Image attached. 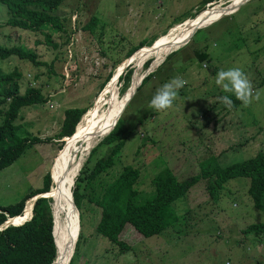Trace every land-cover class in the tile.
Returning a JSON list of instances; mask_svg holds the SVG:
<instances>
[{
  "label": "rangeland",
  "instance_id": "obj_1",
  "mask_svg": "<svg viewBox=\"0 0 264 264\" xmlns=\"http://www.w3.org/2000/svg\"><path fill=\"white\" fill-rule=\"evenodd\" d=\"M229 1L217 0L204 11H211L219 3L223 7L234 4ZM200 3L201 0H64L53 14L62 27L44 29L42 33L6 26L7 9L0 5V46L34 52L42 63L32 67L12 57L0 60V73L15 69L21 75L20 93L35 88L47 98L45 103L20 109L15 121L21 127L20 134L44 142L30 146L0 172V207L16 203L40 187L46 173L50 174L51 182L54 165L62 154L67 159L81 156L84 149L76 152L79 141L75 139L83 117L86 121V115L104 111L113 98H123L131 92L133 78L135 81L136 77H142L150 67L154 70L166 55L147 60L151 64L144 68L147 61L137 67L133 57L148 48H141L125 59L129 50L143 42L150 45L164 38L170 29L181 25L179 21L195 14ZM202 12L188 22H195ZM224 14L215 21L209 16L206 27L199 28L189 43L174 51L156 74L133 93L120 114L124 145L109 172L117 176L125 166L139 172L134 186L138 192L136 205L153 196L151 180L163 169L171 170L182 181L199 174L200 165L209 158L216 159L224 168L259 151L264 153V0H250L236 13L225 17ZM93 18L97 20L95 27L85 28ZM126 60L134 73L128 88L120 95L121 85L115 84V74ZM229 68H240L252 85L253 96H259L246 107L240 104L236 110L218 99L229 94L214 84L215 78L204 82L211 73L216 75ZM109 76L102 95L100 86ZM175 78L186 83L178 90L173 105L163 111L151 109L149 101L156 91ZM70 109L89 111L73 136L65 138V144L61 145L63 139L55 140V134L64 112ZM116 119L117 115L115 122ZM109 149L100 146L89 165L103 158ZM81 166H74L65 179L71 178L67 183L69 197V186ZM210 183L200 180L185 197L171 204L176 222L162 234L141 238L127 226L124 241L130 248L122 254L117 253L115 245L97 236L94 229L100 210L84 203L78 228L80 241L71 264H264V235L244 232L250 225L264 223V215L253 207L248 196L249 180L228 181L218 190L217 201L209 197ZM29 207L27 203L25 219L31 215ZM77 213L73 208L66 210L64 216L68 220L69 238L74 236L72 251L79 232ZM71 214L73 217H69ZM58 246L55 231L56 250ZM57 256L59 260L60 254Z\"/></svg>",
  "mask_w": 264,
  "mask_h": 264
},
{
  "label": "trees",
  "instance_id": "obj_2",
  "mask_svg": "<svg viewBox=\"0 0 264 264\" xmlns=\"http://www.w3.org/2000/svg\"><path fill=\"white\" fill-rule=\"evenodd\" d=\"M63 1L0 0V5L7 9L6 26L25 32L42 33L44 29H60L62 27L59 18L53 14ZM216 1L201 0L197 12L195 14L190 13L181 21L179 19V24L186 20L194 19L204 11L207 5ZM96 23L97 20L93 18L91 23L87 24L85 28L91 30ZM48 37L47 35L46 39ZM150 45H146L145 42L139 44L129 50L125 59L140 51L141 48L149 47ZM174 53L169 54L161 66ZM12 57L28 62L32 67L42 65L37 60L34 52L16 46L9 48L0 46V60H7ZM148 64L147 61L144 64V68L148 67ZM159 69L160 66L148 74L140 82L141 84L136 92ZM132 74L133 70L127 69L116 82L117 85H121L120 95L128 88ZM20 78V73L15 69L7 74L0 73V115H3V118L0 119V172L12 165L30 146L44 142L35 136L20 134L21 127L15 124L20 109L47 101V98L35 88H27L23 93H20L18 86ZM110 78L109 76L102 83L100 92ZM229 98L232 99L231 108L236 110L241 104L240 101L231 95H229ZM86 112L87 109L66 110L60 128L55 134V140L71 138L76 125ZM119 117L111 132L89 152L86 162L82 164V168L77 173L78 175L76 174V178L74 177L75 179L71 182L69 189L70 193H72L73 204L79 213V226L81 225L80 211L83 204L87 203L96 207L100 210V217L94 231L97 236L99 235L111 245H115L117 253L122 254L129 251L130 246L124 241L127 226H130L141 238H148L160 235L174 225L176 217L172 212L171 204L185 197L189 190L200 180L211 181L207 187L208 194L210 199L217 201L218 190L228 181L240 178L248 179V196L252 201L253 207L264 215V153L262 151L243 162L234 163L224 168L218 165L216 159L209 158L200 165L199 174L182 181H178L171 170L163 169L151 180L154 189L153 196L136 205L134 200L138 192L134 189V186L138 180L139 172L130 166L122 167L117 176L109 172L113 167L116 156L124 145L125 135L120 127L121 116L119 115ZM83 121L84 117L80 125ZM63 144L61 142V145ZM100 146H106L110 149L103 158L89 165L91 158L96 154ZM50 187V175L46 173L41 180L40 187L29 191L16 203L0 207V227L10 218H22L25 202L37 195L47 193ZM49 204V199H37L34 202L32 217L29 221L17 227L8 226L0 230V264H51L54 261L55 252L52 247L51 235L52 217ZM171 213L173 215L169 217L168 215ZM244 232L263 236L264 223L250 225ZM79 241L80 231L77 242L74 245V254L69 264L73 261Z\"/></svg>",
  "mask_w": 264,
  "mask_h": 264
},
{
  "label": "bare ground",
  "instance_id": "obj_3",
  "mask_svg": "<svg viewBox=\"0 0 264 264\" xmlns=\"http://www.w3.org/2000/svg\"><path fill=\"white\" fill-rule=\"evenodd\" d=\"M243 1L245 0H231L229 2L231 3L233 2L234 4L225 7H223V4L219 3V6L214 8L212 7L211 11H209L210 9L203 11L202 13L204 14L199 16L195 22L185 21L186 22V23L184 22L185 24L183 23V25L181 24L177 27L170 29L169 33L165 35L164 38L160 37L159 39L156 40L157 45H155L153 50L142 49L138 55H135L133 57L135 64L137 65V67H142V65L151 58L154 57L160 58L164 54L167 55L168 53L174 50H178L179 48H182L189 41L190 37L193 35L195 30L206 27L207 19L209 16H212L213 21H215L219 17V15L222 16V14L226 13L229 9L234 8L239 4L243 3ZM231 11H229V13L227 14H224V16L230 15ZM149 70H153V68L150 67ZM140 78L141 76L136 77L135 81L133 78L132 90L131 92L126 93V95L124 94L123 98L121 97H119L121 99L113 98L111 104L104 111L94 114L92 113L93 115H86L87 119L86 121H83V123L79 126L78 128L79 131L77 130L78 133L75 139L76 141H79L76 152L79 153L82 150V148L84 149L83 153L78 159L75 157L67 159L64 158L62 154L61 157H58V159L56 160L57 162L56 165H54V169L52 173V181L50 188L51 191L49 190L50 193L45 195L46 198H50V204L52 207L51 210L53 211V216L55 218L54 223L56 222V225H54V237L56 231L57 241L59 244L58 246L59 248L56 250V258L54 264H69L70 259L72 258V254L74 253V251H72V246H71L74 243V236H71L69 238L68 227H67L68 224H66L68 220H66V217H64L66 210L70 209L71 211H73L74 208L73 204H71L72 197L70 194V190H69L70 197L68 196L67 193V183L71 178H69V180L66 181L65 179L67 178V175L71 172L74 166L77 167L82 165V163L83 164L85 163L88 153L94 147H96L94 146L93 148L89 149V146L95 141H99L100 139H102L104 135H106V133L111 131L114 123H116L115 122L116 115L119 118V115L122 112L123 108L125 107L126 103L129 101L135 90L138 88L140 84L138 82L141 81ZM68 197L71 199V203L69 202V204H68ZM75 211L77 213L76 209ZM24 214H25V209L22 218L17 220L15 219L12 221H16V223L21 222L22 224L23 222L28 220L24 218ZM69 217H73V214H71V216ZM77 218H78V213H77ZM77 230H78V221H77ZM60 237H62L63 239L61 240ZM76 242L77 241H75V244ZM58 254H60L59 260L57 256Z\"/></svg>",
  "mask_w": 264,
  "mask_h": 264
},
{
  "label": "clouds",
  "instance_id": "obj_4",
  "mask_svg": "<svg viewBox=\"0 0 264 264\" xmlns=\"http://www.w3.org/2000/svg\"><path fill=\"white\" fill-rule=\"evenodd\" d=\"M161 64L159 66H161ZM156 69H154L153 71H155ZM185 83L186 82L183 79H180V78H175V79L171 80L170 82L165 83L153 95V97L149 101V107L151 109H153V110H156V111H163V110H166V109L170 108L173 105V101L176 99V97L178 95V90L180 88H182ZM214 84L216 86H218L220 89H222V91L224 93L229 94L231 96H234L235 99L240 101L241 105L244 106V107H246L249 103H251V101L253 99H258L259 98L258 94L256 96H253L252 85H251L250 81L246 78V76L244 75V73L242 72V70L240 68H229V69H226V70L218 71L217 74H216V77L214 79ZM135 93H136V91H135ZM229 95L221 96L218 99L220 100V102L223 105H225L226 107L231 108L232 107V99L229 98ZM74 132H75V129H74ZM63 140H65V138H63ZM61 142H63V141H61Z\"/></svg>",
  "mask_w": 264,
  "mask_h": 264
},
{
  "label": "water",
  "instance_id": "obj_5",
  "mask_svg": "<svg viewBox=\"0 0 264 264\" xmlns=\"http://www.w3.org/2000/svg\"><path fill=\"white\" fill-rule=\"evenodd\" d=\"M250 0H245V1H243V3L242 4H239L238 6H236L235 8H234V10H232L231 11V14L230 15H232V14H234V13H236L242 6H244V5H246V3H248ZM226 16H229V15H226ZM197 17V16H196ZM195 17V18H196ZM225 17V16H224ZM194 18V19H195ZM193 20V19H192ZM183 24V23H182ZM197 30H199V29H197ZM197 30H195L194 31V33H193V35L195 34V32L197 31ZM170 31V30H169ZM169 31L165 34V35H167L168 33H169ZM164 35V36H165ZM192 35V36H193ZM192 38V37H191ZM190 38V39H191ZM190 41V40H189ZM188 41V42H189ZM187 42V43H188ZM186 43V44H187ZM155 45H157L156 44V41H154L149 47H147L148 49H150V50H153L154 49V47H155ZM185 46V45H184ZM174 51H176V50H174ZM174 51H172V52H174ZM172 52H170V53H168L164 58H163V60H162V62L166 59V57L169 55V54H171ZM161 62V63H162ZM160 63V64H161ZM159 64V65H160ZM158 65V66H159ZM157 66V67H158ZM130 67H132L131 66V63L130 62H128V60H126V63L122 66V68H121V70L119 71V72H117L116 74H115V84H116V82H118V79H119V77L123 74V73H125V71L127 70V69H130ZM157 67H155V69L157 68ZM153 70H147V72H145V74L141 77V81L148 75V74H150L151 72H152ZM134 73V72H133ZM133 75V74H132ZM131 78H132V76H131ZM140 81V82H141ZM139 82V83H140ZM141 84V83H140ZM139 84V85H140ZM106 86H107V83H106V85L104 86V88L102 89V91H101V93L100 94H102L103 95V93H104V90H105V88H106ZM139 87V86H138ZM136 91V90H135ZM106 97V96H105ZM132 99V98H131ZM125 109V108H124ZM89 111V110H88ZM87 111V112H88ZM86 114V113H85ZM84 114V115H85ZM83 115V116H84ZM82 116V117H83ZM82 117H81V119H82ZM120 118V117H119ZM119 118H118V120H119ZM81 119H80V121H81ZM117 120V121H118ZM80 121H79V123H80ZM117 121H116V123H117ZM78 123V124H79ZM116 123L114 124V126L116 125ZM78 124L76 125V127L78 126ZM114 126H113V128H114ZM76 127H75V130H76ZM112 128V129H113ZM111 129V130H112ZM110 132H108L106 135H104V137H106L108 134H109ZM72 137V136H71ZM103 137V138H104ZM102 138V139H103ZM99 141H101V139L99 140ZM63 142L65 143V141L63 140ZM97 145V144H96ZM88 155H89V153H88ZM88 155H87V157H88ZM86 160H87V158H86ZM86 160H85V162H86ZM78 175V174H77ZM76 175V176H77ZM75 179V178H74ZM73 184H74V182H73ZM50 190V189H49ZM71 192H72V190H71ZM49 193V191L47 192V193H45V194H41V195H37V196H35V197H33V198H31V199H29L28 201H26L25 202V205L27 204V203H30V211H31V215H30V217H29V219L27 220V221H29L30 219H31V217H32V208H33V205H34V202L37 200V199H40V198H42V199H47L48 200V198H46L45 197V195L46 194H48ZM71 197H72V193H71ZM72 204H73V201H72ZM25 205H24V208H23V210H22V213L24 212V209H25ZM49 206H50V204H49ZM73 206H74V204H73ZM74 208H75V206H74ZM76 209V208H75ZM50 211H51V217H52V229H51V235H52V241H53V248H54V252H55V258H56V250H55V237H54V225H55V223H54V216H53V212H52V210H51V207H50ZM17 218H19V217H17ZM16 217H14V218H10V219H8L1 227H0V230L1 229H3V228H6V227H8V226H20V225H22L23 223H25V222H23L22 224H17V225H15L13 222H12V220H14V219H17ZM78 228H80V226H79V217H78ZM79 231V230H78ZM79 233V232H78ZM77 237H78V234H77ZM76 241H77V238H76ZM55 258H54V261L51 263V264H54V262H55Z\"/></svg>",
  "mask_w": 264,
  "mask_h": 264
},
{
  "label": "crops",
  "instance_id": "obj_6",
  "mask_svg": "<svg viewBox=\"0 0 264 264\" xmlns=\"http://www.w3.org/2000/svg\"><path fill=\"white\" fill-rule=\"evenodd\" d=\"M189 42H190V41H189ZM189 42H188V43H189ZM187 65H188V64H187ZM160 67H161V66H160ZM203 68H204V67H203ZM184 69L186 70V67H184ZM156 72H157V71H156ZM155 74H156V73H155ZM155 74H154V75H155ZM211 74H212V75H211ZM211 74L208 76V78L205 77L204 82H207V83H208L210 80H212V78H215V77H216V75H214V73H211ZM187 82H188V81H187ZM188 83H189V82H188Z\"/></svg>",
  "mask_w": 264,
  "mask_h": 264
}]
</instances>
